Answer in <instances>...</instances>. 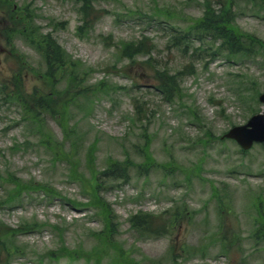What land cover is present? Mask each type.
Wrapping results in <instances>:
<instances>
[{
  "label": "rangeland",
  "instance_id": "1",
  "mask_svg": "<svg viewBox=\"0 0 264 264\" xmlns=\"http://www.w3.org/2000/svg\"><path fill=\"white\" fill-rule=\"evenodd\" d=\"M202 1L107 0L84 25L75 0H0V264H264V144L219 139L264 109L236 77L253 73L264 92V0H208L235 3L256 64L171 45ZM30 31L53 35L66 68L49 74ZM140 39L158 69L194 70L179 79L183 98L165 101L145 57L122 55ZM40 124L64 144L62 160ZM110 160L125 178L101 175ZM140 214L148 231L132 227Z\"/></svg>",
  "mask_w": 264,
  "mask_h": 264
},
{
  "label": "trees",
  "instance_id": "2",
  "mask_svg": "<svg viewBox=\"0 0 264 264\" xmlns=\"http://www.w3.org/2000/svg\"><path fill=\"white\" fill-rule=\"evenodd\" d=\"M80 4V13L83 17L84 25H90L93 23L94 19L99 17V14L97 13V10L95 9V5L101 1L104 0H76ZM213 5L207 4L204 7V12L201 18H199L191 28H188L185 30L182 34L179 36H173L171 39L174 40V44L176 46H180V43H182L183 40L188 39L190 36L191 31H195L198 39H203L206 37V35H212L214 38H220L223 40L222 47H224L228 54L233 55L235 53H243L245 50L249 51L247 46H244V41L249 43V45H253V43L256 41L254 39H248L244 38L242 35L238 33L237 28L233 25L234 16L232 7L229 4H219L218 7L212 8ZM35 34L28 35L29 41L31 43L39 42L38 49L42 52L47 65L49 66V70L51 73L53 70H60L62 68H66L67 64L69 63L68 58L64 50L60 48V46L56 43V41L50 36L45 35L42 36L41 40L34 39ZM253 38V37H252ZM254 41V42H253ZM151 45L146 42L145 40L139 41L136 45L129 44L124 47L122 53L126 57H131L132 54L137 53H143L150 57L151 51H150ZM185 52V49L183 50ZM149 59V58H148ZM148 61V60H147ZM75 64L72 63L71 66H74ZM189 68L184 67V70L181 72H177L175 74H169L168 71H161L159 72L156 70V80L158 82V85L155 86L156 90L159 91L164 97L173 99L174 97H180V85H179V77L182 75L185 71H187ZM107 86L103 85V82H101L98 85L99 92L106 89ZM91 90V89H90ZM89 92V91H88ZM83 95H86V93H82ZM141 109L137 107L136 104V113L141 114ZM41 132H44V134H48V138H44V143L41 142L45 146H51V154L57 158L58 160H62L61 154L62 150L65 147L64 144L59 142L56 137L45 128V126H42L40 124ZM127 173V169L123 168L121 164L118 162L111 161L109 166L101 172L102 176L106 177H112V180L116 178H125V175ZM16 185H18L16 182H14ZM97 186L98 183H96ZM34 186H38V188H41L42 186L38 183H34ZM35 188V187H34ZM105 208V207H104ZM106 210V208H105ZM104 216V222L105 226L109 227V219L108 214L109 212L103 211ZM145 215V216H143ZM148 214H140L138 216H133L131 218V224L132 227L137 231H148V221L146 220ZM143 233V232H139ZM149 234H159L162 232H144Z\"/></svg>",
  "mask_w": 264,
  "mask_h": 264
},
{
  "label": "water",
  "instance_id": "3",
  "mask_svg": "<svg viewBox=\"0 0 264 264\" xmlns=\"http://www.w3.org/2000/svg\"><path fill=\"white\" fill-rule=\"evenodd\" d=\"M260 99L264 101V95ZM226 137L237 140L244 149L250 148L254 141H264V112L253 117L246 126L231 129Z\"/></svg>",
  "mask_w": 264,
  "mask_h": 264
}]
</instances>
